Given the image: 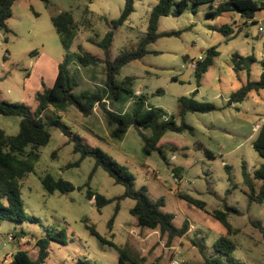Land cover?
I'll return each mask as SVG.
<instances>
[{
    "label": "rangeland",
    "instance_id": "374dc122",
    "mask_svg": "<svg viewBox=\"0 0 264 264\" xmlns=\"http://www.w3.org/2000/svg\"><path fill=\"white\" fill-rule=\"evenodd\" d=\"M160 0H135V11L114 30L110 58L135 51L146 38L149 18ZM227 0L195 5L189 2L180 15L159 20L158 32L179 33L164 36L147 46L146 56L125 65L117 81L134 78L133 96L123 93L120 99L109 101L105 87L104 65L82 66L77 61L78 46L93 57L105 58L104 50L92 41L100 42L112 29L111 22L120 18L125 0H19L13 7L7 24L10 33L0 30V102L23 103L33 115L38 101L36 94L44 86L54 85L58 67L69 58V70L77 83L74 94L82 91L99 93L105 105L117 113L131 117L142 98L145 110L159 111L162 120L174 117L177 125L183 121L193 133L169 131L159 143L163 155L143 152L141 133L151 136V130L130 127L123 139L111 136L100 106L84 117L74 107L60 112L72 132L92 147H99L115 162L127 167L135 178L137 190L145 188L153 200H165L162 210L174 215L173 223L181 228L190 225L189 233L168 243L167 236L139 226L131 214L132 199L115 200L98 210L95 200L87 198L89 188L115 199L125 188L99 168L86 184L95 161L83 160L79 166L67 167L80 159L73 144L59 130L51 129L50 143L41 148L35 171L27 176L22 188L26 219L22 223L0 222V264H13L18 251H27L32 261L38 258L35 247L38 238L50 240L49 255L42 264H119L120 252L128 264H264V202L250 203V183L258 192L261 182L254 172L264 164L253 143L259 127L264 124V90L254 91L241 103L228 105L231 96L248 82H258L264 68V10L255 14V23L237 12L217 18L211 11ZM70 12L81 22L79 33L69 49H65L52 24V17ZM229 25L233 34L218 31ZM8 38V41H6ZM215 47L219 55L197 84L195 68L190 64L205 57ZM254 62L245 67L244 58ZM244 62V63H243ZM198 92L194 95V92ZM181 97L208 103L218 110L208 113H187L181 117ZM49 111L47 115L52 114ZM21 118L0 116V128L10 135L19 132ZM211 154L212 156H210ZM228 166V167H227ZM179 169L178 180L173 177ZM50 174L71 182L75 190L62 194L45 191L41 177ZM187 194L202 201L204 209L181 199ZM236 208L240 215L230 214L233 226L228 235L225 226L214 216L224 206ZM118 207V212L116 209ZM113 223L109 225V222ZM93 226L100 238L87 228ZM65 235L60 237V232ZM228 237L236 244L231 255H221L214 243ZM102 239L104 241H102ZM207 261L209 263H207Z\"/></svg>",
    "mask_w": 264,
    "mask_h": 264
},
{
    "label": "trees",
    "instance_id": "16d2710c",
    "mask_svg": "<svg viewBox=\"0 0 264 264\" xmlns=\"http://www.w3.org/2000/svg\"><path fill=\"white\" fill-rule=\"evenodd\" d=\"M19 0H0V30L6 34L10 33L8 20L12 17V11L15 3ZM47 5L49 0H42ZM214 0H160L153 8L149 18V26L146 38L141 42L139 47L133 51L120 55L115 59L110 58V48L113 42L114 30L122 26L135 11V0H125V6L119 19L111 22V30L104 36L100 42L92 41L94 44L104 50L105 58L93 57L82 52L81 46H78L79 54L76 56L77 61L82 66L89 65H104L106 81L105 87L108 91L109 101H115L121 98L123 93L128 97L133 96L131 86L134 78L128 77L122 83L117 81V76L120 75L122 68L137 60L143 59L147 54V46L155 43L159 38L164 36H174L180 32L159 33V20L166 16H176L182 14L188 7L189 2L195 5L213 2ZM260 9L264 10V5L256 0H227L220 3L216 10L209 13V17L217 18L226 13L237 12L242 17L252 20L255 23V14ZM52 24L55 27L60 40L65 47L69 49L74 39L79 33L81 22H76L70 12H63L52 17ZM226 35L233 34V29L229 25H225L218 29ZM8 41V38H6ZM219 55L215 47L207 50L206 56L198 62L195 68V77L197 84H200L203 76L208 69L213 65L214 59ZM245 67H249L251 62H254L252 57L244 58ZM69 58L64 59L58 67V74L55 83L52 87L39 91L36 94L38 101L37 108L32 115L30 109L23 103H10L7 101L0 102V116H17L21 118L19 132L16 135L10 136L5 130L0 128V222L12 221L22 223L26 219L24 210V202L22 199V188L24 180L27 176L35 171V167L40 160L41 148L47 146L51 141V129L59 130L65 137L68 138V144H73V151L80 155V159L75 163L69 164L67 167L79 166L80 163L92 158L95 161L93 171L89 176L86 187H89L90 182L95 172L102 168L117 185H122L125 188L123 195L115 199H107L105 196L92 191L90 188L87 191V198L95 200V204L100 210L104 206L112 203L115 200L132 199L135 202L131 209V214L137 218L138 224L142 228H147L152 231H159L162 236H167L168 243H172L175 238L184 237L189 229L188 222L184 223L181 228H177L174 223V215L166 213L162 210L165 207L163 198L153 201L147 194L146 189L137 190L135 188V178L129 172L126 166L115 162L106 152L99 147H92L87 144L81 137L76 136L71 128L63 121L60 112H65L66 109L74 107L84 117H89L94 113L96 105L100 106L108 125L111 127V136L114 139H123L130 127L134 126L139 129L151 130V136L147 137L141 133L144 141L143 152L146 155H151L154 151H158L163 155L162 147H159L160 141L168 133H181L188 130L193 133V128L188 126L184 121L179 126L174 117L162 120L159 111L149 108L145 110L144 100L141 98L137 103V108L131 117L120 114L109 109L104 98L99 93H91L82 91L80 96L74 94V89L77 83L73 80L69 70ZM244 63V62H243ZM264 90V68L261 74V79L258 82H248L239 91L234 93L228 101V105L238 104L246 100L251 92ZM198 92L196 90L194 95ZM180 115L182 118L189 112L191 113H208L218 110V108L208 103H197L192 97H181ZM49 111L52 114L47 115ZM255 151L264 159V124L258 130V136L253 143ZM212 156L211 154H209ZM228 167V166H227ZM244 175L250 183V203L264 202V164H262L255 172L254 178L260 181L261 187L257 192L253 184L248 179L246 167ZM179 169H175L174 175L179 177ZM45 191L53 194L56 191L66 194L75 190L74 185L62 178L56 179L52 175L47 174L40 178ZM181 199L204 209L205 204L187 194H180ZM224 211L217 210L214 212L217 218L227 229L228 235L232 234L233 226L228 222L230 214L240 215V211L228 205L224 206ZM118 212V207L116 213ZM112 219L109 225L113 223ZM91 233L100 238L93 226H88ZM264 234V230H263ZM65 232H60L62 237ZM50 240L64 243L63 239L38 238L35 247L38 248L39 254L36 261H32L27 251H18L12 260L13 264H42L49 255ZM102 241H104L102 239ZM120 252L119 264H128V257L114 243H110ZM215 250L221 255H231L236 250V244L228 237H221L214 243ZM207 263H209L207 261ZM79 264H82L81 262ZM211 264V263H209Z\"/></svg>",
    "mask_w": 264,
    "mask_h": 264
},
{
    "label": "built area",
    "instance_id": "2783aa9c",
    "mask_svg": "<svg viewBox=\"0 0 264 264\" xmlns=\"http://www.w3.org/2000/svg\"><path fill=\"white\" fill-rule=\"evenodd\" d=\"M256 1H258L260 4H263L264 5V0H256ZM259 31L260 32H263L264 31V28L263 27H259ZM203 59L204 58L200 56L198 60L191 62L190 66L193 67V68H196L198 62L202 61ZM173 177H174V179L176 181L178 180V177H176L174 174H173ZM172 264H178V262L177 261H173Z\"/></svg>",
    "mask_w": 264,
    "mask_h": 264
},
{
    "label": "crops",
    "instance_id": "0c3cea01",
    "mask_svg": "<svg viewBox=\"0 0 264 264\" xmlns=\"http://www.w3.org/2000/svg\"><path fill=\"white\" fill-rule=\"evenodd\" d=\"M56 80V79H55ZM190 230V229H189ZM188 233H189V231H188Z\"/></svg>",
    "mask_w": 264,
    "mask_h": 264
}]
</instances>
